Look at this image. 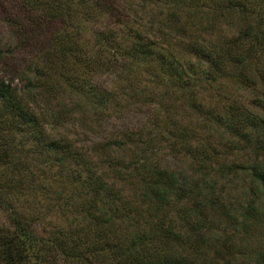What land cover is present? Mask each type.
<instances>
[{"label":"trees","instance_id":"trees-1","mask_svg":"<svg viewBox=\"0 0 264 264\" xmlns=\"http://www.w3.org/2000/svg\"><path fill=\"white\" fill-rule=\"evenodd\" d=\"M73 1L25 0L27 6L41 11L43 18L51 19H66ZM151 1L169 11L166 31L172 28L181 31L169 32L164 37L170 36L171 40L179 35L185 39L197 62L210 64L203 72L207 77L210 73L216 77L213 83L220 79L234 80L251 88L252 98L240 102L229 97L232 104L225 106L229 103L226 98L225 111H205L199 81L193 78L195 65L192 68L191 63L176 64L172 49H165L162 42L154 43L140 34L130 43H122L116 31L109 29L96 38L98 52L81 57L77 55V46L68 50L67 44L75 42L72 36L57 33L48 46L47 60L43 57L45 63L51 64L48 60L53 49L62 63L70 52L74 64H86L81 76L71 75V89L76 85L79 92L93 95L99 109L107 110L111 105L110 93L103 84L90 83L89 77L101 78L119 69L121 81L137 79L138 83L140 76L146 75L158 78L156 82L164 86L157 85L150 94L134 90L140 96L133 94V103L144 99L152 108V115L142 126L128 132L123 142L102 145L101 154L94 155L103 162L109 158L112 147L131 142L129 166L125 172L117 170L127 186L116 190L112 181L108 184L93 173L100 170L97 165L94 170L89 168L88 183L95 199L76 209L80 220L75 227L39 232L37 218L25 217L7 202L15 178L6 179L0 190V209L9 211L10 227L0 224V264H264V20H260L261 16L254 18L259 4L264 7V0H201L204 4L184 0L182 8L181 0ZM81 3L97 7L101 15H122L119 0H81ZM202 13L208 19L213 16V21L226 13L237 18L243 16L244 30L212 44L203 53L186 35L188 24ZM175 41L178 43V39ZM46 76L49 74L46 75L45 69L37 70L29 82L31 88L45 93ZM204 86L200 84L201 89ZM157 87L163 92H156ZM220 88H216L217 93H224ZM28 97L27 93L18 92L11 81H0L1 165L20 163L10 144H14L11 137L29 129L36 132L43 125L28 106ZM199 117L215 129L201 134L193 121ZM217 130H221L220 142L212 139ZM165 144L174 158L183 156L184 161L189 160L185 170L167 162L168 154L161 148ZM218 147L220 151L215 150ZM58 148L65 149L58 142L52 143V150ZM87 155L81 154L77 163L83 162L88 167L84 161ZM218 158L224 162H215ZM241 158L246 161L241 162ZM90 162L93 165L92 159ZM211 163L217 166L214 177L205 174L202 168ZM214 164L210 167L215 168ZM219 174L226 175L230 183L245 179L247 188L240 204H233L230 198L226 200L222 191L217 190ZM255 240L259 243L251 248Z\"/></svg>","mask_w":264,"mask_h":264},{"label":"rangeland","instance_id":"rangeland-1","mask_svg":"<svg viewBox=\"0 0 264 264\" xmlns=\"http://www.w3.org/2000/svg\"><path fill=\"white\" fill-rule=\"evenodd\" d=\"M198 2L204 4L201 0ZM183 3L184 0H181L180 8ZM69 6L71 11L66 19H51L43 18L41 11L32 5L27 6L25 0H0V81H11L18 92L27 93L28 106L34 109L36 117L41 119L43 124L36 132L29 129L11 137L12 140L14 138V144H10L14 146L20 163L10 167L0 164V190L5 185L6 179L10 176L15 178L10 185L13 193L8 194L6 200L25 217L37 218L39 223L36 228L41 233L45 230L47 232L77 225L80 218L76 209L82 208L83 204L92 203L95 199V192L89 188L87 172L89 168L92 170L94 165L100 170L95 169L93 173L96 172V175L108 184L112 181L116 190H123L124 186H127L123 178L117 175V170L125 172V168L129 166L131 142L123 143L122 147L113 145L114 147L109 151V158H104L103 162L94 155L98 152L101 154L99 148L102 145L123 142L128 132L148 121L153 113L152 108L147 106L144 99L133 103L131 96H140L141 90L150 94L160 84L156 82L158 78L154 80L146 75L140 76L138 83H136L137 79L133 82L126 79L121 81L119 69L101 78L89 77L90 83L103 84L105 90L110 93L109 105H111L107 110L99 109L93 95L79 92L76 85L73 86V90L71 89V75L77 74V78L81 76L86 64H74L70 52L65 53V62L62 63L57 60L56 53L54 56L53 49L48 60L51 64L45 63L48 46L57 33L62 34L61 36H72L76 43L70 41L67 44L68 50L77 46V55L81 57L88 53L94 56L99 48L96 45L98 34L109 29L116 31L122 43H130L140 34L154 40V43L162 42L165 49H172L176 64L191 63L192 68L195 65L192 71L193 78L200 82H198V91L203 99L205 111L211 109L225 111V106L232 102H229L230 100L245 102L254 94L251 88L236 84L234 80L220 79L213 83L216 77L211 73L207 77L203 72L210 64L198 63L195 56L188 51V43L185 39L179 35L171 40L170 36L164 37L169 32L181 31L179 28L166 31L165 22H168L169 11L163 10L161 5L151 0H119L121 9L119 14L122 15L116 17L109 14L101 15L97 7L91 8L88 4L81 3V0H74ZM258 17L264 20V7L260 4L254 15V18ZM242 20L243 16L237 18L233 14L226 13L213 21V16L208 19L205 13H202L198 15L197 20L187 23L189 29L186 35L197 43L196 48L199 51L208 52L212 44L218 43L223 38L227 40L235 37L244 30L245 25L241 23ZM184 21L186 22V19ZM42 69H45L46 75L49 74L44 79L45 93L31 88L29 84L37 70ZM200 84L206 85L201 89ZM208 84H212L213 87L209 88ZM160 86L164 85L161 83ZM161 87H157L156 92H163ZM219 87L224 93H217L216 88ZM134 90L139 92L134 94ZM221 98H224L221 102L216 100ZM226 98L229 103L224 106L223 102ZM2 107L3 100L0 98L1 110ZM103 114H105L103 118L98 117ZM193 121L196 122L197 128L201 129L199 131L201 134H206L208 129H215V126L200 117L193 118ZM220 135L221 130H217V134H214L212 139L220 142ZM54 142L62 144L65 149L52 150L51 145ZM216 142H213L215 146ZM168 146V144L161 146L168 154L167 162L185 170L189 166V160L184 161L183 156L174 158ZM220 149L221 147H218L215 150L220 151ZM81 154H88L84 159L89 164L88 167H85L83 162L77 163ZM86 157H89V160ZM91 159L93 165L90 166ZM214 161L224 162L222 158ZM240 161H246V158H241ZM212 164L214 163L210 165ZM210 165L202 168L205 169V174L214 177L217 172L213 170L217 166L214 164V168ZM217 178H219L217 190L222 191L226 200L230 198L233 204H240L247 188L245 179H236L235 182L230 183L226 175L219 174ZM0 224L10 227L9 211L0 209ZM258 243L259 240H255L251 248Z\"/></svg>","mask_w":264,"mask_h":264}]
</instances>
